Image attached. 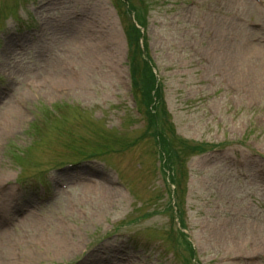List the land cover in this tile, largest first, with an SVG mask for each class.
<instances>
[{"label": "rangeland", "instance_id": "1", "mask_svg": "<svg viewBox=\"0 0 264 264\" xmlns=\"http://www.w3.org/2000/svg\"><path fill=\"white\" fill-rule=\"evenodd\" d=\"M118 3L0 0V264H264V0H133L144 15L146 5L148 52L175 134L215 147L189 159L183 178L173 168L193 262L153 142L122 151L123 134L133 143L146 122L124 34L134 15ZM219 53L226 70L211 65ZM57 105L63 116L48 117ZM36 121L45 126L38 141L28 135ZM74 134L117 151L69 162L86 148ZM82 179L95 192H83Z\"/></svg>", "mask_w": 264, "mask_h": 264}, {"label": "trees", "instance_id": "2", "mask_svg": "<svg viewBox=\"0 0 264 264\" xmlns=\"http://www.w3.org/2000/svg\"><path fill=\"white\" fill-rule=\"evenodd\" d=\"M140 37L139 31L132 27L128 32V38L130 46L133 48L131 53V67L133 69V77L136 78V88H141L146 99V106L149 108L152 104L151 94L155 90L156 80L149 67L148 63L143 59L142 52L139 49L138 40ZM140 76V79H138ZM157 98L159 104L155 106L152 111L148 110L150 124V134L157 139L158 144L167 156L166 168L173 169L181 164V162L193 155L201 153L203 147L190 145L185 142H181L177 139H173L169 136V128L167 126V116L164 107L161 103V93L157 91ZM37 131V128H35ZM188 249H191L188 246Z\"/></svg>", "mask_w": 264, "mask_h": 264}, {"label": "bare ground", "instance_id": "3", "mask_svg": "<svg viewBox=\"0 0 264 264\" xmlns=\"http://www.w3.org/2000/svg\"><path fill=\"white\" fill-rule=\"evenodd\" d=\"M219 33L221 34V31L220 30H219ZM218 37L220 38L221 35H218ZM72 39H73L72 41H74V42L78 41V38H76V37L75 38H72ZM114 41H116V39H114ZM94 49L95 50L93 52V56L96 57V60H101L102 58L104 59V56L105 55H104V50L102 49V47L99 46V45H96ZM8 54L10 56V53H8ZM251 59L253 60L252 53H248L247 55L244 56V60H246V61H249L250 62ZM210 60H211L212 67H216V68L217 67L218 68H220V67L221 68L222 67H226L224 70H226L227 67H228L227 61L224 58V55L223 54H220L219 53L216 57H213L212 56L210 58ZM20 116H21L20 114L16 113L15 118L13 120L19 119ZM68 175H70L69 174V171L66 173V175L65 174H60V175L55 176V178H54V184L57 183V181H59L62 177H65V176H68ZM80 184H81V187H82L83 192L85 190V192H87L88 194H91V193L95 192V190H96V187L93 186V183L91 181L87 180V179H82V181H81ZM107 189L109 190V189H113V188L108 187ZM58 238L60 240L59 241V245H58V248H59L58 249L59 250L58 253L59 252H62V251H66L68 249V245H67V242H66L67 241V233L66 232H59L56 235V239H58ZM252 240L254 242V246L256 247V249L257 250H260V251H263L262 250V243L256 238L255 235L252 237ZM229 245H230V247L233 250H237L238 249V243H237V241L229 240ZM244 245H245V243L242 241L241 247L244 246ZM66 253H67V251L65 252V254ZM94 258L95 257H89V261L90 260H93ZM97 258L98 257L96 256V259Z\"/></svg>", "mask_w": 264, "mask_h": 264}]
</instances>
